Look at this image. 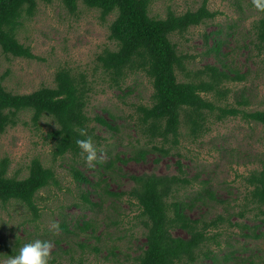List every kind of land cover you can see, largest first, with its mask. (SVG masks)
<instances>
[{
  "label": "rangeland",
  "instance_id": "rangeland-1",
  "mask_svg": "<svg viewBox=\"0 0 264 264\" xmlns=\"http://www.w3.org/2000/svg\"><path fill=\"white\" fill-rule=\"evenodd\" d=\"M204 1L152 0L150 14L164 18L169 9L176 14L195 11ZM207 5L210 11L217 12L215 18L192 26L183 34L173 35L172 40L182 54L189 56V62L186 61L189 69L203 68L207 64L219 65L216 62L222 59L231 69L246 73L247 80H230L226 83L230 88L227 102L235 104V99L244 94L250 101L248 109H264V56H256V50L249 53L244 46L255 38L252 26L258 18L256 7L252 0H207ZM113 17L110 15L107 21L102 22L97 10L87 8L82 3L79 4L78 13L72 14L61 0H53L52 3L40 1L35 15L26 19L18 31L19 40L30 46L38 59L7 57L0 50V76L6 74L4 85L14 93H31L42 86L54 87V74L59 67H70L76 74L83 72L87 75L93 89L86 112L91 119L89 127L93 129L98 157L90 163L85 162L80 154L76 157L69 154L53 160L52 146L44 136L56 124L48 115L35 127L30 124V114L23 113L21 118L26 123L9 127L0 135V159L5 156L10 159L11 175L25 177L30 161L38 157L45 166L54 169L58 181L38 193V218H34L32 212L21 203L0 202V257L9 255L22 242L39 237L51 241L49 260H55L53 263L48 260V264H70L69 254L62 251L70 248L78 251V242L100 248V252L95 254L88 253L91 248L86 247L83 264H128L140 251L146 230L136 222V201H130L127 193H124L133 184L128 175L178 173V156L175 155L161 157L152 153L146 157V161L139 162L115 160L118 156L126 159L136 151L150 147V143H145L146 138L139 134V128H136L138 116L135 105L150 103L152 84L148 76L139 72L130 73L121 88H112L108 81L110 77L97 68V54L106 46H114L108 38ZM217 39L223 41L220 52L215 49ZM179 77L184 80V77ZM110 114H113V125L118 130L95 121L98 115L109 120ZM207 126L206 133L198 138L190 136L182 128L183 135L177 151L182 154L184 175L194 180L186 190H180L177 197H193L196 190L205 186L202 181H207L215 197L226 203L211 200L207 204L209 198L205 195L203 201L206 204H201L199 210L191 214L197 216L199 212L210 210L211 215H226L222 208L224 204L230 205V212L239 210L231 206L242 201L244 185L241 176L264 165V127L241 117L216 122L210 120ZM156 158H159V162L154 160ZM110 159L115 160L113 172L105 173L98 161L105 164ZM72 163L93 182L99 181L100 186L105 183L101 178L106 179L111 175L112 179L106 181L109 190L120 196H106L103 203L90 197L97 202L96 207L84 205L81 198L83 186L74 180L69 171ZM237 196L238 201H234ZM252 213L248 216L251 217ZM84 220L95 224L94 233L92 228L80 232L78 228ZM63 221L75 233H66L60 227ZM243 221L252 223L248 218ZM257 224L259 229L256 233L261 234L260 238L246 237L245 234H251L247 229L227 228L222 237L220 253V257L225 253L227 255V261L221 259L223 264H244V260L264 264V221L258 220ZM173 234L184 236L185 232L178 229ZM115 245L116 257H105ZM232 250L235 252L231 253ZM76 256L79 259L80 251Z\"/></svg>",
  "mask_w": 264,
  "mask_h": 264
},
{
  "label": "trees",
  "instance_id": "trees-1",
  "mask_svg": "<svg viewBox=\"0 0 264 264\" xmlns=\"http://www.w3.org/2000/svg\"><path fill=\"white\" fill-rule=\"evenodd\" d=\"M40 1L53 2L0 0V50L3 55L38 59L31 47L19 40L18 31L26 19L35 15ZM61 1L72 14L78 13L80 3L97 10L102 22L114 15L108 34L114 46H106L96 56L97 68L110 77L107 80L112 88H121L130 73L139 72L148 76L152 84L150 103L135 105L138 116L136 128H139V134L146 138L145 143H150V147L142 148L126 159L118 156L115 160L125 163L128 160L146 161V157L152 153L161 157L178 156L176 174L159 175L152 172L128 175L133 184L124 193H127L130 201H136V222L146 229L145 241L139 247L140 251L128 264H223L221 259L227 261V255L225 253L220 257V253L223 247L222 237L227 228L247 229L251 234H245L246 237L260 238L261 234L256 231L259 229L257 221H264V165L255 167L248 174L241 176L244 185L242 201L240 204L235 202L234 207L231 206L238 207L237 211L233 209L230 212V205L224 204L222 208L226 215H211L210 210L199 212L197 216L192 215L193 211L199 210L201 204H206L205 200L203 201L205 195L209 198L207 204H210L211 200L226 203L225 200L215 197L207 181H202L205 186L196 190L193 197H177L179 191L186 190L194 180L184 175L182 154L177 151L183 135L182 128L186 129L190 136L198 138L206 133L210 120L224 121L229 117H241L247 122L259 123L264 127V109H248L250 101L244 94L235 99V104L227 102L230 88L226 83L230 80H247L246 73L241 74L237 69H231L222 59L216 62L219 65L207 64L203 68L189 69L186 63L189 62V56L182 54L172 40L173 35L183 34L190 27L215 18L217 12L208 9L207 0L195 11L176 14L169 9L164 18L150 14L152 0ZM257 12L258 18L252 26L255 38L244 46L249 53L256 50V56L260 57L264 56V9H257ZM216 44L215 49L220 52L223 41L217 39ZM262 69L264 71V65ZM5 75L0 76V135L9 127H14L20 122L26 123L21 118L23 113L30 114V124L35 127L48 115L56 124V127L48 130L44 136L52 146L53 160L69 154L73 157L80 154L75 139L81 136L79 129L82 127L86 129L87 135L92 136L95 144L93 129L89 127L91 119L86 112L89 94L93 88L85 73L76 74L70 67H59L54 74V87L42 86L31 93L23 94L6 88ZM179 75L184 77V80L180 79ZM113 119V114H110L109 120L100 115L95 116V121L99 124L118 130L113 125ZM115 160L110 159L105 164L99 161L98 163L104 172L108 173L113 172ZM154 160L159 162V158ZM9 167L10 159L7 156L1 158L0 202L21 203L32 212L34 218H38V193L43 188L58 183L54 169L45 166L38 157L30 161L25 177L11 175ZM69 171L74 180L83 186L81 198L84 205L96 207L97 202L92 201L90 197H95L103 203L106 196H120L119 193L109 190L107 182L112 179L111 175L106 179L101 178L105 183L100 186L99 181L93 182L74 163L70 164ZM238 199L237 196L234 201ZM250 213L251 217L248 216ZM233 217L236 218L235 221L232 220ZM244 218H248L252 223L243 221ZM94 225L84 220L77 228L80 232L92 228L94 233ZM60 227L66 233H75L64 221ZM178 229L185 232V235H174L173 231ZM77 245L78 251L72 248L62 251L69 254L70 264H83L86 247L91 248L88 253L100 252V248L86 242H78ZM115 248L116 245L112 246L105 257H116ZM79 251L81 256L76 259V253ZM234 252L232 250L231 253ZM54 260L49 262L53 263ZM206 260L211 262H205ZM243 263L254 264L246 260Z\"/></svg>",
  "mask_w": 264,
  "mask_h": 264
},
{
  "label": "clouds",
  "instance_id": "clouds-1",
  "mask_svg": "<svg viewBox=\"0 0 264 264\" xmlns=\"http://www.w3.org/2000/svg\"><path fill=\"white\" fill-rule=\"evenodd\" d=\"M257 9H264V0H252ZM81 136L75 139L80 149V156L85 162H93L97 157V147L91 135L86 134L85 128L79 129ZM51 241L39 237L22 242L12 254L0 257V264H48Z\"/></svg>",
  "mask_w": 264,
  "mask_h": 264
}]
</instances>
